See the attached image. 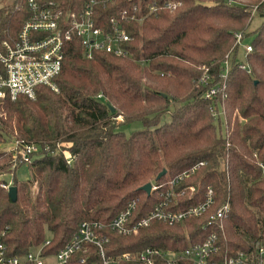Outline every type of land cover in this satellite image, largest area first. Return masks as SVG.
<instances>
[{"label": "trees", "instance_id": "16d2710c", "mask_svg": "<svg viewBox=\"0 0 264 264\" xmlns=\"http://www.w3.org/2000/svg\"><path fill=\"white\" fill-rule=\"evenodd\" d=\"M96 11L100 25L112 18L122 23L131 57L101 52L87 59L74 40L66 46L58 92L42 86L35 99L0 100V146L17 143L16 159L14 151L0 150V177L13 175L18 191L13 201L0 186V235L9 254L23 257L48 239L46 253L56 254L82 223L108 226L136 200L135 219L145 218L185 173L170 209L204 202L210 187L206 213L175 225L155 221L135 236L109 231L108 254L179 253L211 232L222 256L263 245L264 0H109ZM256 18L261 23L250 31ZM25 19L10 5L0 9V43L15 41ZM236 34L253 47L242 62ZM204 66L211 81L201 88ZM214 87L217 96L209 100ZM133 122L144 128L131 135L120 130ZM27 145L39 151L31 154L33 177L20 181ZM149 183L157 188L151 194L142 189ZM225 205V217L213 219Z\"/></svg>", "mask_w": 264, "mask_h": 264}, {"label": "built area", "instance_id": "2783aa9c", "mask_svg": "<svg viewBox=\"0 0 264 264\" xmlns=\"http://www.w3.org/2000/svg\"><path fill=\"white\" fill-rule=\"evenodd\" d=\"M106 1L109 0H0V9L10 5L26 16L16 40H4L0 43V100L15 101L20 96L35 99L36 90L42 86L58 92L56 79L62 72L66 46L74 40L80 42L87 59H92L101 52L131 57V51L127 47L131 36L122 23L116 18H112L108 26L100 25L98 21L96 7L100 2ZM166 6L176 8V4L172 3ZM156 10V6L150 7L151 12ZM123 19L127 21L126 16ZM142 21L143 19H138L137 22ZM243 41V34H236V46L240 48ZM252 50L250 44L244 47L245 53ZM227 58L224 62L226 73L230 70L229 56ZM241 68L245 69L246 66L241 65ZM208 72L207 69V74L201 80L202 84L209 85L211 77ZM217 92L214 87L208 97H216ZM16 149L13 150L15 159ZM38 151L37 145L24 146L20 152L22 162L30 165L33 161L31 154ZM186 176L188 173L169 183L171 191L166 199L147 217L135 219L137 200L133 201L108 226L99 222L82 223L74 238L56 254L46 253L51 244V239H48L44 245L23 257L11 256L3 233L0 235V264H74V258L82 252L85 256L80 259V264H264V244L251 252L240 251L234 256H222L215 232H211L203 242L179 253L149 248L136 253L108 254L109 231L122 236H135L155 221L175 225L204 215L213 203L214 192L210 187L204 202L181 211L170 209V199L175 197L174 185ZM0 186L9 191L13 183ZM228 212L229 205H225L213 219L221 220Z\"/></svg>", "mask_w": 264, "mask_h": 264}, {"label": "rangeland", "instance_id": "374dc122", "mask_svg": "<svg viewBox=\"0 0 264 264\" xmlns=\"http://www.w3.org/2000/svg\"><path fill=\"white\" fill-rule=\"evenodd\" d=\"M261 23V20L256 18L250 28V31L256 29L257 26H259ZM247 43H249V40H244L242 45L240 46L239 52L236 56V61L237 62H242L245 61V51H244V47L247 45ZM244 65L247 66L246 62H244ZM146 65L142 64V67H145ZM207 74V68L204 66L202 67V73L201 76L197 82V86L198 87H208L210 85H205L201 83V80L204 78V76ZM213 89V88H212ZM209 92L205 95V97L209 100H212V98L208 97ZM221 117V121L225 122V116L221 113L220 115ZM123 120V118H119V121L121 122ZM144 128L143 124L141 122H133L127 125H124L123 127H121V131L126 133V135H131L133 132L138 131V130H142ZM222 133L225 135V126L223 125L222 128ZM16 142H12L10 144H6V145H2L0 146V150H9V151H13L14 149H16ZM17 150V149H16ZM66 157L67 160L69 161L68 163L71 164L70 162V157L71 155L66 153ZM16 177L18 180L20 181H27L30 180L33 177V169L31 168V166L29 164H23L21 167H19V169L16 172ZM0 178L5 179L8 182H14V176L13 175H4L1 176ZM2 184H6V182H0V185ZM3 188V187H1ZM4 189V188H3ZM6 190V189H4Z\"/></svg>", "mask_w": 264, "mask_h": 264}, {"label": "water", "instance_id": "95a60500", "mask_svg": "<svg viewBox=\"0 0 264 264\" xmlns=\"http://www.w3.org/2000/svg\"><path fill=\"white\" fill-rule=\"evenodd\" d=\"M112 112H115V110L112 108ZM166 174V171H164L162 174H161V177L163 175ZM143 191H145L146 193L148 194H151L152 193V190H153V185L151 183L147 184L146 186H144L143 188ZM9 196L10 198L13 200V201H17V197H18V191H17V187L15 186H12L10 189H9Z\"/></svg>", "mask_w": 264, "mask_h": 264}]
</instances>
